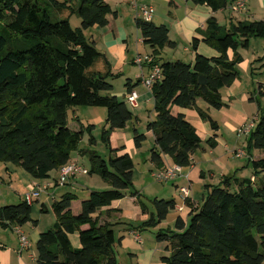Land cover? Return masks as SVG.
Segmentation results:
<instances>
[{
    "label": "trees",
    "instance_id": "16d2710c",
    "mask_svg": "<svg viewBox=\"0 0 264 264\" xmlns=\"http://www.w3.org/2000/svg\"><path fill=\"white\" fill-rule=\"evenodd\" d=\"M186 1L219 12L237 0ZM63 11H68L69 16L77 14L81 27L73 29L69 17L60 15ZM111 15L118 14L106 0H0V162L14 164L33 178L46 181L78 152L88 157L89 174H98L110 186L105 191L92 190L79 214L71 209L78 199L73 193L53 203L56 222L40 234L35 264H120L116 250L120 241L113 229L118 224L102 220L104 215L120 212H103L114 201L135 198L142 213L149 216L144 222L129 223L136 231L156 228L171 212L179 211L174 199L143 198L134 188L133 157L124 148L112 147V134L126 129L130 122L135 123L137 149L147 138L139 132V118L127 102L112 94L111 65L106 62L104 73L92 70L105 55L94 40L87 39L85 31L107 27ZM136 26L144 44L152 50L154 64L162 70L161 80L151 88L156 118L146 128L155 137L151 162L162 171L168 168L164 157H169L173 166L183 171L192 166L193 156L203 142L184 111L195 110L203 122L210 124L216 133L207 144L215 148L219 125L209 115L210 109L226 106L221 90L230 88L239 78L242 56L238 50L249 47L252 38H264V21H231L229 26H222L216 17H211L205 29L198 32L202 38L192 40L195 58L190 63L164 60V50L178 46L170 39L167 25L137 18ZM201 42L218 55L200 54ZM141 83L139 79L134 87ZM126 88L129 95L130 80ZM259 94L264 98L262 85ZM200 102L206 108L200 107ZM174 106L180 109L178 115L172 113ZM75 107L108 110L102 132L110 150L108 161L96 151L80 149L86 129L90 144L96 140L90 126L80 124L77 131L69 127V110ZM247 140L249 151L255 149L263 154L250 161L252 177L256 179L239 178L236 171L223 177L218 185L207 184L198 207L193 206L190 197L182 198L181 189L186 187L179 188L181 200L192 211L188 222L178 217L174 229L161 228L157 232V241L168 244L169 255L162 258L165 264H264V104ZM177 178L160 183L175 182ZM31 213L32 205L25 200L0 207V226L21 228L34 222ZM75 234L79 236V248L70 239Z\"/></svg>",
    "mask_w": 264,
    "mask_h": 264
},
{
    "label": "rangeland",
    "instance_id": "374dc122",
    "mask_svg": "<svg viewBox=\"0 0 264 264\" xmlns=\"http://www.w3.org/2000/svg\"><path fill=\"white\" fill-rule=\"evenodd\" d=\"M168 1L169 0H125L124 2H119L118 0H111L112 7H114L115 11H118L119 18L115 23L116 26L112 25L110 31L112 29L116 30V28L119 27L121 30L126 31L128 35V46L127 48L124 47V55L127 57L125 65L127 66H125V69L121 72L112 71L114 77L109 79L114 87L112 94L115 96L119 94L118 98L120 100L127 102L126 84L129 82V79H132L133 84L136 85L138 81L137 75L139 76V78H142V71L140 66L130 64L131 58L137 57L138 53H141V55H145L146 51L149 52L150 48L140 41L142 37L136 26L139 7L151 6L154 9L153 16L162 15L167 19L166 21H168L173 19V16L169 15V11L171 12V6ZM134 4L136 6H134ZM190 4L194 6L192 2ZM176 10L177 9L173 7L174 14L177 13L180 16H183L185 7H182V9H179L177 11ZM60 15L63 16L62 18L69 17L70 24L73 29H78L81 27V19L77 14L69 16L70 14L68 11H63L60 13ZM254 20L264 21V0H247L246 8L244 11L236 13L231 10L230 6L226 10L221 11L218 15V22L222 26H229L231 21L237 23L239 21L244 22ZM110 31L107 29V27H95L85 31V36L88 40H94L96 42L97 49L104 55H106L105 53H107L109 62L117 67L118 61H122V55L118 50L119 48L113 50L107 42L109 38H103L104 34ZM111 36L113 37L112 34ZM173 36L177 37L176 31L175 33H172V37ZM184 40H182V42L179 44L177 53H174L176 51L173 49H165V53L163 54V58L165 61L182 60L186 63H190L193 50L192 47ZM124 46L126 45L124 44ZM187 46L189 52H185V47ZM238 52L242 56V62L238 65L239 78L230 88H224L221 90L222 101L224 104H226V106L220 110L210 109L209 113V115H211L219 125V131L217 135L218 138H221V143H218V140L216 139L218 145H216L215 148H211L207 144V140L216 133L212 131L209 136L203 137L204 140L202 142V148L197 151V156L203 157V155L205 154L203 149H205L207 152L211 151L212 149L215 151V158L218 159L220 163L219 165H217V168L214 166V169H216L215 173L217 175L218 173H221L222 166L227 167V171L228 169L229 171H233L234 169H236V167L244 166V168H242V170H244V177L250 179L254 175V170L252 168V165L250 164V161L251 158L254 159V157H256L257 152L255 149H252L251 151L248 150L249 145L247 139L249 138L250 133H248V135L244 134L240 136L238 134V129L245 126H250L253 123H257L256 119L259 114V109L264 104V98L259 94V87L262 85L264 88V38H252L249 41V47H240ZM106 60V56L99 59L92 69L104 73L107 70L105 66ZM116 67L115 69H117ZM144 72L146 74L148 73L146 70ZM136 89L138 94L140 95L138 106L136 108H133L128 103L127 104L134 115L138 116L139 118V123L137 124L139 132L145 134L147 132L146 127L148 122L155 120L156 118V113L154 111L155 102L151 91L148 90L143 83H141L140 85L138 84V86H136ZM200 103L204 105L203 102ZM206 111L208 110L206 109ZM107 115L108 110L102 107H75L69 110V127L72 130H77L78 126L84 123L83 126L85 128L88 126L91 127V134L96 140L95 144H90V134L86 129L84 131L83 140L80 143V149H90L96 151L106 161L109 160L110 150L102 139V132L106 124L105 122ZM76 118H79L80 120H76ZM190 119L193 121V124L198 127V123L196 122V120H194L193 118ZM200 120L202 121L201 118ZM80 121H82L83 123ZM207 124L211 129L210 124ZM229 124H231L234 129L230 128ZM134 125V122H130L126 129L118 130L116 132L117 134H115L116 137L113 138V143L116 145L119 143L118 140H122L123 143L131 140L129 149L132 150V152L129 151L126 147L124 148V151H129L128 153L132 155L134 160V188L143 195V198L153 199L159 196L165 197V199L170 200V198L174 196V199L177 200L176 202L179 203V200L181 198L179 196V192H177L173 185L171 183L162 184L157 181L154 175L152 176L150 172L151 152H149L151 151V149L147 152L145 149H137L134 147ZM198 129L200 133H203L200 128ZM235 149L236 151L242 150L244 152V156L242 158H237L234 154ZM73 158L78 159L74 160L73 162H77L80 165L84 166L86 169L90 170V163L87 156H81L78 152H74L72 154V159ZM146 159H148V161H146ZM193 164L194 157L192 159V165ZM159 171L160 170L157 168L154 170V173H158ZM57 174L58 173L56 171L52 173V178L50 180L51 183L53 182V177L57 176ZM218 184L219 182L216 185ZM92 189L95 191H105L110 189V186L106 184L98 174L78 175L72 185H66L65 187L58 186L56 187L55 192H57L58 195L73 193L77 195V201L81 202L88 198V193L89 191H92ZM2 192L3 194H5L6 189H2ZM175 212L176 210L171 213L174 214ZM47 218L49 217L47 215H44V222L42 223L41 229H46L44 228V226L47 222ZM167 221L168 220H165L162 223L163 226H161L163 228L161 226H157L156 228L142 229L140 231L144 237L153 240L156 246L158 244L162 246L165 243L158 242L156 239V234L159 230H161V228H170L168 227L169 225L167 224ZM124 223L129 224L132 222ZM113 229L115 230L117 240L120 241L121 238L118 225H116ZM9 232L13 236H15L14 233H12L11 231ZM125 234L124 236L128 238L126 232ZM76 235L78 236V234ZM126 238H122L121 243H118V245L116 246L118 262L120 264H140L135 258L131 257V251L125 250L123 244H128L127 241H125ZM28 251L36 252L37 255L36 245L33 244L32 250ZM166 251L167 250H165V247H163V254ZM167 252V255H169V251ZM157 257L155 259L156 262H159V264H165L160 256L159 259Z\"/></svg>",
    "mask_w": 264,
    "mask_h": 264
},
{
    "label": "crops",
    "instance_id": "0c3cea01",
    "mask_svg": "<svg viewBox=\"0 0 264 264\" xmlns=\"http://www.w3.org/2000/svg\"><path fill=\"white\" fill-rule=\"evenodd\" d=\"M106 1L112 7L111 0H106ZM118 1L124 2L125 0H118ZM132 1H136V0H132ZM168 3L171 6V12L169 11V15L173 16V19L166 21L167 19L161 15V16H153L152 21L156 25H167L169 27V30H170L169 37L172 41L177 42L178 44L177 48L179 47V44L184 39H185L184 41H186L192 47V40L195 37H198L199 39L202 38L198 34V32L200 30L205 29L207 21L211 17H216L218 20V15L221 12V11L213 12L211 8L205 5L202 6V5L193 4L194 6H192L190 4L191 2L186 1V0H179V1L169 0ZM173 7L176 8L177 10L182 9V7H185V12L183 13V16H180L177 13L174 14ZM112 9L114 12H117L118 14V11H115L114 7H112ZM138 16L139 15L137 14V17ZM118 18H119V15H117V17H114L112 15L108 17L109 25L107 26V29L109 31L112 28V25L116 26L115 23L118 20ZM175 31L177 33V37L176 36L172 37V33H175ZM111 34L113 35V37L111 36ZM103 38H109L107 42L109 43V46L113 50H116L117 48H119L118 50H119V53L122 55V61L121 62L118 61L117 67L112 65L109 62V57L107 53H105L106 54L105 56L107 59L106 62H109L111 65L110 67L111 70L113 72L115 71L121 72L122 70L125 69V66H127L125 65V62L127 61V57L124 55V47L127 48L128 46V35L126 31H123L119 27H117L116 30L112 29L110 32H107L106 34H104ZM140 41L144 44L143 38H141ZM124 44L126 46H124ZM177 48L175 49L176 52L174 53H177ZM185 52H189L188 46L185 47ZM198 52L206 57H214L218 55L217 51L212 49L210 46H208L204 42L200 43ZM164 53H165V50L163 54ZM151 54H152V50L149 48V52L146 51L145 55H151ZM139 55H141V53H138V56ZM135 58L136 57L131 58L130 64L137 65L134 63ZM194 58H195V54L194 52H192L190 62H193ZM105 66L107 68L106 63H105ZM115 67L117 69H115ZM140 68L142 71V78H139V76L137 75V79L138 80L141 79L143 83V80L149 77L152 67L150 68L149 65H143V66H140ZM145 70L148 72L147 74L144 72ZM93 71H96V70H93ZM129 80L131 81V84H132V91L137 92V89L136 87H134L132 79H129ZM117 96L119 97V94H117ZM199 106L204 107V108L206 107L205 104L202 105L201 103H199ZM179 112H180V109L178 107L176 106L172 107V113L174 115H178ZM184 112L187 116V119L197 129V132L201 136L202 140H204L203 138L204 136L205 137L209 136L212 133V130L209 128L208 124L200 120L198 113L195 110H185ZM190 118H193L194 120H196V122L198 123V127H196L193 124V121ZM76 120H80V119L76 118ZM229 127L234 129L231 124H229ZM79 128L80 126H78V129ZM198 128H200V130L203 133H200ZM116 132L117 131H115L111 136L112 147L114 149H122L126 147L128 148L129 151L132 152V150L129 149V144H131V140H128L125 143H123L122 140H118L119 143L117 145L113 143V138L116 137L115 134H117ZM145 135L147 139H146V142L143 143L141 149H145L148 152V150L152 149L155 145V137L152 132H148V131L145 133ZM217 140H218V143H221V138H217ZM133 145H134V138H133ZM203 151L205 152L203 157H198L197 152H196L193 156L194 164L190 166L188 169L183 168L181 176L178 177L175 182H171L173 187L177 190V192H179V196H180L179 188H182V187L190 188L191 203L193 204L194 207H198L201 205L203 198L205 196V193H206L205 185L207 184L216 185L218 182L220 183L222 181L223 177L233 175L236 171H237V176L239 178H245L244 170H242L244 166L236 167V169L234 170L231 169L233 171H229V169L227 171V167L222 166L221 173H218L217 175L215 173L216 169H214V166L217 168V165H219L220 163L218 159H216L214 156L215 151L212 149L211 151H208V152L205 149H203ZM124 152H127V151H124ZM256 152L257 154H256V157H254V160L263 157V154L261 151L256 150ZM74 160H78V159L73 158L71 161H74ZM251 160H253V158H251ZM146 161H148V159H146ZM164 162H165L166 167L173 166V162L169 157H164ZM150 168H151L150 172L153 176L154 170L157 168L152 162H151ZM57 173H58L57 176L53 177L52 183L50 182V180L40 181V180L33 178L31 175H29L28 173L23 171L20 167L14 164L0 162V181L2 183L0 187V207H3L8 204L21 203L25 200L24 199L25 195L32 191L40 192V198L37 199L32 205L31 218H32V221L36 223L30 222L31 224H26L23 228L21 227L22 228L21 230L24 232V234L27 236L30 242V247L28 249H25L20 254V241H19V236L16 233L15 229L12 227H9L7 229L0 227V264H35L36 252L31 251L33 248V244L37 245L40 234L44 232L43 230H48L54 226L56 222V215L53 211L52 206L55 201H59L64 195V194L58 195L57 192H55L56 187L59 186L57 185V180L59 179L60 172H57ZM76 177H72L67 185H72L75 182ZM252 178L256 179L255 177H252ZM4 188L6 189L5 194H3L2 192V189L4 190ZM90 192L91 191H89L88 195L90 194ZM157 197L165 199V197H159V196ZM170 199H174V196ZM174 200L177 201L176 199ZM179 201L180 202L177 203V206L182 207L183 210L181 212L176 210V212L174 214L171 213L167 219L168 220L167 224L169 225L168 227H170L171 229H174L175 223L178 217H181L186 222H188L189 215L192 211L191 207L188 206L186 203H184L181 199ZM82 202L83 201L80 202L77 200L73 201L71 209L74 214L80 213ZM43 209H45V211H43ZM102 210L103 212H106L108 210H112V211L119 210L120 211V212H111L110 214L104 215L102 216V220L104 222L118 224V228L120 231V238H121L120 243H121L122 238H126L124 236L125 232L127 233L128 238H126L125 241H127L128 244L127 245H124L123 243L122 244L125 247V250L131 251L130 253L132 255L131 257L135 258L140 264H159V262L155 261L157 256H158L157 257L158 259H159V256L161 259L163 257L168 256L167 251L164 254L162 252L163 247H165V250H167V243L163 244L162 246H160V244L156 246L153 240L144 237L141 231H136L134 229H131V226H129V224L124 223V222H132L133 224H137V223L144 222L149 218L148 215H144L142 213V210L140 206L136 203L135 198L127 197L119 201H114L110 207L103 208ZM44 215H47L49 218H47L46 220L47 222L44 226V228L46 229H41L42 223L44 222ZM9 231L14 233L16 237L13 236ZM70 239L75 248H78L81 246L80 240L76 234L71 235ZM28 250H30L31 252H29Z\"/></svg>",
    "mask_w": 264,
    "mask_h": 264
},
{
    "label": "built area",
    "instance_id": "2783aa9c",
    "mask_svg": "<svg viewBox=\"0 0 264 264\" xmlns=\"http://www.w3.org/2000/svg\"><path fill=\"white\" fill-rule=\"evenodd\" d=\"M246 3L247 0H237L233 5H231V10H233L236 13L242 12L246 8ZM134 6L136 5L134 4ZM153 13H154L153 7L142 6L139 7L138 17L146 21H151L153 17ZM134 63L137 64L138 66L152 65L151 73L149 77L143 80V84L146 86L148 90L151 91V88L155 84V82L161 80L162 78V70L160 65L154 64V59L151 55H139L135 58ZM139 99H140V95L136 91H132L129 95H127V103L133 108H136L138 106ZM254 125L255 123L251 124L250 126L239 128L238 134L240 136L244 134L248 135V133H250V131L253 129ZM234 154L237 158H242L244 156V152L242 150L235 151ZM181 173H182V168L178 166H172L155 174L154 177L159 182H168L179 177ZM88 174H89V170L86 169L84 166L80 165L77 162L70 161L68 164L62 167L57 184L59 186H65L67 185V183H69L72 177H76L78 175H88ZM1 184L2 183L0 181V187ZM181 193H182V198L184 200L188 199L190 197V188H182ZM39 198H40V192L37 191H32L26 194L24 197L25 201L29 205H33L34 202ZM178 209L179 211L183 210L182 207H179ZM14 229L19 236L20 254H21L25 249H28L30 247V242L20 227H14Z\"/></svg>",
    "mask_w": 264,
    "mask_h": 264
}]
</instances>
